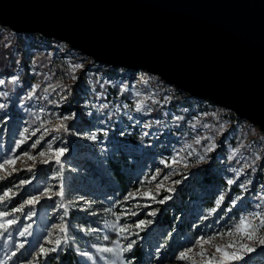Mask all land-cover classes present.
Returning a JSON list of instances; mask_svg holds the SVG:
<instances>
[{
    "label": "rangeland",
    "instance_id": "374dc122",
    "mask_svg": "<svg viewBox=\"0 0 264 264\" xmlns=\"http://www.w3.org/2000/svg\"><path fill=\"white\" fill-rule=\"evenodd\" d=\"M0 79L5 81L0 93H6L0 95L4 105L0 108V163L16 161L0 169L4 177L0 197L11 189L0 201V212L12 213L6 219L17 221L0 237V260L15 252L7 264H42L53 252L42 254L41 247H55L49 241L56 237L62 240L58 248L64 247L65 233L58 226L67 228V211L74 217L70 241L81 264H112L115 255L97 249L115 248L117 241L121 248L134 243L116 264H203L212 255H221L216 247L242 257L227 264L251 258L264 263V245L259 243L264 230L253 240L237 230L241 218L256 224L253 214H264V136L257 127L207 100L191 96L176 100V88L141 68L102 65L66 43L17 35L2 27ZM137 104L142 107L137 109ZM132 136L141 142L124 145ZM59 149L64 152L57 164ZM41 151L46 155L41 157ZM25 152L35 159L29 160ZM121 153L127 156L125 171L132 179L123 192L106 163L109 157L117 161ZM210 161L220 165L219 175L226 184L216 188L214 207L224 196L220 207L211 214L199 208L197 215V199L187 201L184 212L194 219L185 235L175 243L173 232L163 238L157 229L159 206L164 204L159 201L166 203L176 186L191 175L198 177ZM229 179L232 185L227 184ZM191 189L199 196L195 187ZM58 191H63V198L54 195ZM33 197L38 199L28 204ZM17 208L21 211H14ZM141 221L144 224L136 227ZM24 228L28 232L21 237ZM142 240L145 261L136 263L132 251ZM188 249H192L190 259L180 260V253ZM85 252L91 259L82 255Z\"/></svg>",
    "mask_w": 264,
    "mask_h": 264
},
{
    "label": "water",
    "instance_id": "95a60500",
    "mask_svg": "<svg viewBox=\"0 0 264 264\" xmlns=\"http://www.w3.org/2000/svg\"><path fill=\"white\" fill-rule=\"evenodd\" d=\"M0 27L141 68L264 136V0H0Z\"/></svg>",
    "mask_w": 264,
    "mask_h": 264
},
{
    "label": "trees",
    "instance_id": "16d2710c",
    "mask_svg": "<svg viewBox=\"0 0 264 264\" xmlns=\"http://www.w3.org/2000/svg\"><path fill=\"white\" fill-rule=\"evenodd\" d=\"M34 36L36 39H43L37 35ZM13 42L16 43L14 39L12 40V43ZM43 67H45V65H43ZM176 93V100H179L180 97L190 98L188 94L179 90H177ZM154 114H156V110H154ZM63 135H65V138L69 141L70 144H73L74 140L69 135H67L66 133H64ZM139 142H141L140 139L132 136L131 140H128V142H124V145L127 146L130 143L132 144V146H135ZM119 155L120 157L117 158V161L109 157L106 159V163L109 172L117 183L118 190L120 192H123L126 190L127 185L132 182V179L125 171L126 166L124 165H128V162L126 161L127 156L124 153H121ZM219 167V164H215V162L210 161L205 165L204 170L198 177L191 175L188 180L183 182L184 184L176 186L174 194L166 203L160 204L159 216L157 217V229H160V232H162V234L164 235L163 238L166 237L168 233L173 232L174 235L171 241L175 243L177 242L175 241V239L179 238L182 235H185V232L188 230V227L190 225V221L194 219L193 215L189 216L184 212L185 207H187V201L189 202L192 199H197V215L199 213V208L204 210H211L214 207L216 188L221 185V183H224L222 181V178L220 177L221 175H219ZM259 176L262 178L261 174ZM224 185L226 187L225 183ZM192 187H195L196 193H198L199 196H195V192H192ZM73 222L74 217L71 213H68L67 228H69V230L63 236V238L65 236L68 237L67 242L64 243L63 248H58V251L53 252L52 256H48L47 258H45V261H43L42 264H81L79 253L75 248H73L72 242L70 241V229L73 227ZM80 236L81 233H78L76 235L77 239ZM142 243L143 240L137 241L135 243L134 250L132 251V256L134 257L136 263H143L145 261V250ZM93 251L95 252V250ZM97 259L99 260V258ZM262 260L263 259L260 258H251L250 261L249 259H245L234 261L228 264H260Z\"/></svg>",
    "mask_w": 264,
    "mask_h": 264
},
{
    "label": "snow or ice",
    "instance_id": "6c2138e0",
    "mask_svg": "<svg viewBox=\"0 0 264 264\" xmlns=\"http://www.w3.org/2000/svg\"><path fill=\"white\" fill-rule=\"evenodd\" d=\"M76 68H79V67H82V65H76L75 66ZM5 81L3 79H0V85L4 84ZM0 95H6V93H0ZM4 105L3 104H0V108H3ZM142 107V104H137L136 105V108L137 109H140ZM68 117H66L65 119H67ZM179 119V118H178ZM61 128H64V130H67V128L62 124L60 126ZM59 130V129H57ZM25 132L28 131V129H25L24 130ZM21 135L23 136V133H21ZM91 139H95V137H91ZM39 141H37L38 143ZM23 143V140L21 141H18L17 142V146H19V144H22ZM196 143L197 144H200L201 141L199 139L196 140ZM32 147H36V144L34 143L32 145ZM214 147V146H213ZM48 148L49 150L52 149V145L49 143L48 144ZM206 151L210 152L212 151V147H209L206 149ZM63 152L64 150L63 149H59L56 151L55 153V156H56V163L59 164L60 163V160H59V157L63 155ZM25 156L28 157L29 160H34L35 157L31 156L29 153L25 152L24 153ZM39 155L41 157L45 156L46 153L44 151H41L39 153ZM200 159H204L203 156H200ZM16 161L15 159H5L3 161V163H0V169H4L6 165H13L15 164ZM42 163H48L47 160H44L42 161ZM29 171H31V168L28 169ZM4 177L0 176V179H3ZM21 184H26V183H29V181H21L20 182ZM234 183V181L232 179H229L227 181V184L229 185H232ZM243 187V185L241 186ZM11 191V189H9V192ZM49 190H45L44 192V195H47ZM9 192H5L4 193V196L3 197H0V201H2L5 197H7L9 195ZM54 195L56 196H59L61 198H63L64 196V193L63 191H58L56 193H54ZM129 195H132V194H129ZM145 195H148V193H145ZM154 198V197H153ZM171 197H167L165 199H170ZM38 199V197H33L32 199H29L27 201L28 204H33L36 202V200ZM224 200V196H220L216 201H215V207L212 208L210 210V214L212 212H215L221 205L222 201ZM159 203H165V200H160ZM234 203V202H233ZM259 206V205H258ZM14 211L16 212H19L21 211V209L17 208V209H14ZM152 215H155V212L151 213ZM12 215V213H9V212H0V237H3L4 234L6 232H8V229L11 228L12 225L16 224L17 221L15 219H6V217ZM65 215H67V211H65ZM133 215H135V213H133ZM253 218L257 221L256 224H252L251 221H248L247 223L245 222L246 220H248L247 217H244V218H241V221H240V225L238 226L237 230L240 231V232H243L244 235L246 236V238L248 240H253L254 238L257 237V233L260 231V230H264V214L262 213H254L253 214ZM117 219H119V217H117ZM144 224V221H141L139 225H136V227H140V225ZM111 227L113 229H116L117 228V224L113 223L111 225ZM59 228V231L61 233H66L67 232V228L64 224H61L58 226ZM120 233H124L126 231L125 228L121 227L119 229ZM28 232V229L27 228H24L23 231H20L19 232V235L21 237L25 236L26 233ZM49 235H51V233H49ZM9 238H10V233H9ZM127 237H125L126 239ZM67 239L68 237L65 236L63 238V242L66 243L67 242ZM105 240H108L109 237L108 236H105L104 237ZM50 243H54L55 247L51 248V249H46L44 247H41L40 249V252L42 254H47V253H50V252H56L58 251V247L61 245L62 243V240L60 237H56L54 241H49ZM210 240H206L204 241V243H209ZM116 243V247L115 248H108V247H105V248H98L97 251L98 252H102V253H113L115 255V258H116V261H119L121 260V257H122V253L124 252H127V251H130L133 247V241H129V243L127 244L126 247H123L121 248L119 246V242H115ZM259 243L261 245H264V237H261L259 238ZM20 248H23L24 245L23 244H20L19 245ZM242 248H246L247 246L246 245H241ZM248 250H251L250 248ZM192 252V249H188L187 252H181L180 255H179V259L180 260H189L190 259V256H189V253ZM216 252H219L221 253V255L219 257H216L215 255H212L208 260L204 261L203 264H227L228 261L230 260H239V259H242V257H240L239 255H237L235 252H228V251H225L223 248H220V247H216ZM201 255L204 254V251H203V247L201 246V252H200ZM16 253L13 252L10 256H7L4 260H0V264H7V261L8 260H11L13 256H15ZM82 255H85V256H89V259H91V256L85 252V253H82ZM116 261H113L112 264H116Z\"/></svg>",
    "mask_w": 264,
    "mask_h": 264
},
{
    "label": "bare ground",
    "instance_id": "6f19581e",
    "mask_svg": "<svg viewBox=\"0 0 264 264\" xmlns=\"http://www.w3.org/2000/svg\"><path fill=\"white\" fill-rule=\"evenodd\" d=\"M12 32V31H11ZM14 33V32H13ZM14 34H16V33H14ZM29 34H31V35H35V34H32V33H29ZM17 35H22V34H17ZM38 36V35H37ZM44 39V38H43ZM52 40V39H51ZM56 42H59V41H56ZM75 50V49H74ZM76 51H78V50H76ZM78 52H80V51H78ZM80 53H82V52H80ZM82 54H84V53H82ZM84 55H86V54H84ZM86 56H88V55H86ZM88 57H90V56H88ZM91 58V57H90ZM92 59V58H91ZM93 61H95L94 59H92ZM95 62H97V61H95ZM97 63H100V62H97ZM100 64H102V65H106V66H109V67H118V66H112V65H108V64H104V63H100ZM120 68H124V67H120ZM125 69H130V68H125ZM178 90V89H177ZM179 91H181V90H179ZM181 92H183V91H181ZM185 93V92H184ZM187 94V93H186ZM190 96V95H189ZM192 97V96H191ZM208 101V100H207ZM209 102V101H208ZM211 103V102H210ZM213 104V103H212ZM217 105V104H216ZM219 106V105H218ZM221 107V106H220ZM227 110V109H226ZM229 111V110H228ZM230 112V111H229ZM231 113V112H230ZM232 114V113H231ZM233 115V114H232ZM234 116V115H233ZM235 117V116H234ZM238 119V118H237ZM240 120V119H239ZM252 125V124H251ZM254 126V125H253ZM256 127V126H255Z\"/></svg>",
    "mask_w": 264,
    "mask_h": 264
}]
</instances>
